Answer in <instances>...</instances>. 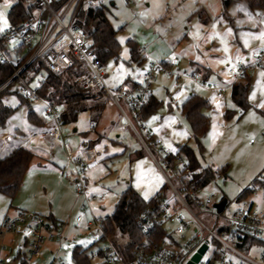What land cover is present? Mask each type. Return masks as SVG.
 I'll return each mask as SVG.
<instances>
[{
	"label": "rangeland",
	"instance_id": "374dc122",
	"mask_svg": "<svg viewBox=\"0 0 264 264\" xmlns=\"http://www.w3.org/2000/svg\"><path fill=\"white\" fill-rule=\"evenodd\" d=\"M104 3L111 24L118 30L117 38L121 44L118 59L110 58L105 62L106 82L112 89L119 87L128 78L142 80V66L139 61L132 58L129 40H133L138 48L148 47L152 58L162 60L173 56L179 57V67L185 73H196V70H199L201 74L207 75L210 72L206 66H210L223 74L222 82L225 83L232 81L227 70L230 63L220 61L228 58L232 61L240 55L248 56L253 50L264 48V39H261V34L264 33V8L252 9L246 0H231L229 6H225L224 0H104ZM11 9L10 5H5L0 0V12L4 13L3 19L7 21L8 27L11 25L9 18ZM2 26L0 21V27ZM85 28L90 31V27L85 26ZM74 72L80 71L75 68ZM262 72L264 67H255L249 71L253 79L248 96L250 104L248 108L234 102L231 88L226 91V96L221 101L215 102L214 91L204 89L186 77L177 82L175 78L159 73L152 82V89L155 98L161 104L149 116L147 124L162 134L167 148H169L168 144L172 145L175 151L170 149L171 151L177 152L178 145L187 143L196 150L203 166H211L214 170L223 172V177L226 178L218 179L217 184L210 183L205 189L206 193H215L216 200L224 197L231 201L252 185L254 188L249 198L258 207L264 209V183L257 180L264 170V108L258 106L264 103V77L260 75ZM66 75L67 73L62 76ZM216 78L212 76V80ZM181 92L183 96L177 100L176 96ZM193 92L210 103V106L204 109L210 117V127L207 134L200 138L204 148L202 151L198 149L192 127L180 108L185 97ZM253 92L256 93L255 100L251 98ZM172 99L174 102L171 103L173 105L171 109ZM5 100L14 109L9 119L10 123L25 131L28 128L32 129L27 116L29 103L14 93L7 95ZM87 102L91 105L99 102L100 110L98 112L95 108H89L79 115L76 122L64 126L65 135L69 139V148L74 151V145L79 144V139H82L79 132L89 131L90 136L94 135L95 126L98 132L104 130L107 132L110 144H115L114 141L120 139L130 147L125 155L103 157L106 148L104 144H100L98 147L101 155L86 171L90 189H96L104 198L101 204L103 207H99L100 204L96 203L92 208L104 218L111 214L115 203L128 185L140 189L146 188L151 180L147 174L152 170L149 159L132 160L134 155L130 156V151L141 150L142 146L131 130L119 131L115 128L119 111L109 102L108 95L102 94ZM30 105L43 116L40 102L33 101ZM97 112L100 114L99 122L95 124L93 119ZM153 117L159 119L153 121ZM75 128L78 131H75ZM97 136L102 135L97 133L94 138H98ZM48 144L51 146L50 143ZM51 148L54 158H57L56 163L62 168L66 165L67 159L64 147L58 145ZM65 168V171L69 170L68 165ZM67 176L65 172L64 179L59 176L53 178L47 188L51 202L56 203L55 206L60 203L59 205L67 211V214L61 217L62 221H59V224H65L62 245L60 247L55 238L46 240L39 258H35L33 264H59L56 259L57 254L63 257L66 264H77L73 256L76 246L98 250L106 244V241L101 239L100 233L93 228H87L84 222L81 227L75 226L77 214L82 213L84 216L86 214L81 206L80 208L72 206L70 192L62 190V182L64 183L65 180L76 190L74 181ZM158 181L162 183L164 178ZM173 181L176 183L175 177ZM164 192L167 196L171 195V192ZM80 203L82 205V201ZM182 211L185 212L183 208ZM38 214L45 216L43 212ZM204 218L211 224V218ZM31 232V226L28 224L15 225L5 240L8 248L4 251L1 264H22L18 251L23 247L25 237L29 238ZM108 236L116 245L118 244V249L119 244L127 241V236L120 232ZM81 241L84 243H80ZM212 248L213 244L208 255ZM119 251L122 253L120 249ZM263 251L264 246H258V252ZM91 263L121 264L119 261L101 263L99 257H93Z\"/></svg>",
	"mask_w": 264,
	"mask_h": 264
},
{
	"label": "built area",
	"instance_id": "2783aa9c",
	"mask_svg": "<svg viewBox=\"0 0 264 264\" xmlns=\"http://www.w3.org/2000/svg\"><path fill=\"white\" fill-rule=\"evenodd\" d=\"M1 1L12 8L22 5L28 15L0 33V63L10 66L13 71L0 85V90L13 88L28 102L44 105L46 128L32 136L54 138L64 147L72 169L68 176L74 181L77 194L83 198L81 207L86 214H77L75 226L81 227L84 222L87 228L99 232L106 241L98 250L87 249L85 255L91 258L101 255L107 263L187 264L207 243L208 248L197 264H208L215 252L218 253L216 264H264V251L258 252V246H264V209L258 207L249 195L243 198L239 195L230 201L224 197L216 200L215 193H206L210 183L217 184L218 179L226 178L223 172L214 170V179L206 186L199 185L188 159L167 148L164 138L146 123L141 111L153 96L152 82L159 73L175 78L177 82L186 77L200 87L214 91L217 98H223L234 82L245 80L253 68L264 67V48L253 50L248 56L240 55L228 64L227 70L233 82L224 84L205 79L195 72L185 73L179 67L177 56L162 60L152 58L148 47L144 46L138 49L142 81L135 89L125 84L112 89L106 82V66L97 51L95 39L78 20L81 7L97 8L104 4V0H57L58 3L55 0ZM34 63H41L42 67L33 70ZM75 68L80 72H74ZM70 72L86 92L96 97L108 95L119 111L116 129L131 130L163 176L164 191L171 192L170 196L164 191L159 194L138 218L139 227L147 238L134 249L132 262L126 261L117 245L106 235L103 217L92 208L94 203L103 201L102 196L88 190L85 176L96 159L97 151L86 144L74 151L69 148L64 132L63 107L52 98L54 85L49 74L62 76ZM172 155L174 159H171ZM257 180L264 182V170ZM253 188L252 185L248 187L251 191ZM223 201L225 205L219 210L216 204ZM204 217L211 218V224ZM16 224H28L32 230L21 253L25 264H33L46 240L61 239L64 235V223L55 226L41 214L18 210L14 216L6 217L2 224L0 251L7 250L6 236ZM158 226L163 227L166 234L155 239L152 235ZM249 239L250 252L241 248ZM211 244L213 248L208 255ZM56 259L59 264H66L59 254ZM2 261L0 253V264Z\"/></svg>",
	"mask_w": 264,
	"mask_h": 264
},
{
	"label": "trees",
	"instance_id": "16d2710c",
	"mask_svg": "<svg viewBox=\"0 0 264 264\" xmlns=\"http://www.w3.org/2000/svg\"><path fill=\"white\" fill-rule=\"evenodd\" d=\"M246 1L253 9L264 8V0ZM58 2L59 1H56V3ZM230 2L231 0H224L225 6H229ZM27 15L28 12L25 11L22 5H19L11 9L9 18L11 23L15 24ZM78 16L79 23L90 27V34L95 39L97 51L103 62L105 63L110 58L118 59L121 49V44L117 38L118 30L115 29L110 22L105 3L97 8L81 7L78 11ZM129 43L132 58L141 62L138 53L139 48L135 45L133 40H129ZM41 67V63H34L32 65L33 70H38ZM12 72L13 71L10 66L0 63V85L11 76ZM49 76L54 85L52 98L63 107V118L65 124L76 122L79 115L84 111H87L89 108H95L99 112L101 104L99 102H96L93 105L88 104V100L93 98L96 99V97L90 92H86L80 84L74 80L71 72L65 77L54 76L53 74H49ZM207 77L208 75H205L203 78L207 79ZM250 86L251 85L249 83L243 84L241 82L233 85L232 98L236 104L243 106L244 108L250 107L248 102ZM11 93L19 94V92L13 88H3L0 90V126H4L14 112V109L5 102L6 96ZM24 100L27 101L26 99ZM160 104L161 102L152 96L150 101L142 107L141 111L143 118H148L157 110ZM209 106V101L196 93L191 94L182 104V112L185 114L192 127L194 137L198 143V149L200 151L204 149L200 143V138L207 134L210 127V117L204 112V109ZM98 112L93 119L94 121H97L98 116L100 115ZM28 116L30 119L35 116L32 109L29 110ZM86 144L93 147L94 141L90 140ZM176 154H182L188 159L189 166L195 172V179L199 185L206 186L214 179V168L211 166H203L197 157L196 151L189 144L184 143L180 145ZM140 156L141 154L139 153L135 157ZM32 158L33 152L23 146L13 148L6 155L0 156L1 192L7 194L11 198H14L17 195ZM171 159H174V155L171 156ZM165 187L166 184H164L152 198L145 200L130 184L122 192L118 201L115 203L111 214H108L103 218L106 235L120 232L122 235L127 236V241L121 245L119 244V249L127 262H132L134 260V249L145 238H147V235L144 234L139 227L138 218L146 206L149 203H152L159 194L163 193ZM250 193L251 190L246 188L241 192L240 197H247ZM47 218L55 226H58L57 220L54 219L52 215L47 216ZM165 234L166 232L163 227L158 226L152 237L160 239L164 237ZM101 239H104V237L101 236ZM250 247V239L249 242L241 245V248L248 252L251 251ZM86 250L87 248L84 249L80 246L75 247L73 256L77 264H92V258L85 255ZM217 258L218 253L215 252L210 258L208 264H216ZM22 264H25L23 260Z\"/></svg>",
	"mask_w": 264,
	"mask_h": 264
},
{
	"label": "crops",
	"instance_id": "0c3cea01",
	"mask_svg": "<svg viewBox=\"0 0 264 264\" xmlns=\"http://www.w3.org/2000/svg\"><path fill=\"white\" fill-rule=\"evenodd\" d=\"M248 6H249V4H248ZM233 61L234 60L230 61V63H232ZM139 64L142 66L141 62H139ZM206 67L208 68V71L210 72L209 74H207L208 75L207 79L212 80V76H216L217 77L216 81L222 82V79L224 78V76L221 72L215 71L210 66H206ZM196 73L202 75L203 77L205 76V74H201V72L199 70H196ZM252 79H253V77H251L248 74V77L245 80L234 82L228 89L231 88V93H232V88H233V85L235 83H239V82L243 83L244 82V83H249L251 85ZM141 81L142 80H135L132 78H128V79H126V81H124L120 85L125 84V85L131 87L132 89H135ZM231 82H233V80L230 81L229 83H225V82H222V83L230 84ZM193 83H195V82H193ZM193 93L188 94L186 96V98L182 101L181 106H180L181 110H182V104L184 103V101ZM14 94H17V93H14ZM225 96H226V93H225ZM153 97L155 98L154 90H153ZM223 98H221V99H223ZM221 99H219L215 96V102H219V101H221ZM5 102H6V100H5ZM109 102H110V100H109ZM172 102H174V99H172V101L170 102V108L171 109L173 107V105H171ZM28 103H29L28 104L29 110L32 109L34 111V114H35V116L32 117V119H30L29 116L27 115L29 123L32 126L31 127L32 129L28 128L25 131V130H22L18 126L12 125L9 121V119L11 117L7 120V122L4 126H0V156L6 155L10 150H12L13 148L19 147V146L27 147L28 149H30L33 152V158L31 160L29 168L27 169V171L24 175L23 183H22L17 195L14 198H11L7 194L0 191V229H1L2 224H3L4 220L6 219V217L14 216L18 210H30V211H33L36 213H38V212L42 213L43 212V214H45V216L52 215V217L57 220L58 226L60 225L59 221H62L61 217L65 214H67L66 213L67 211L59 205L60 203L57 202L58 205L55 206L56 203L54 204L53 202H51L50 194L48 193L47 188H48V186L51 185L53 178H56L59 176V177H61V179H64L65 178L64 173L66 172V175H68V173H71L72 169H71V167H69L66 158H65L66 159V161H65L66 165H64L62 168H59L58 164L55 161V160H57V158L56 159L54 158L55 155L52 154V151H51L52 148L51 147H55L58 145L62 146L58 140H56L54 138H50V137H45V136H39V137H33L32 136L34 133L42 132L46 128L45 123H44V105L42 103H40V107L43 111V116H41L38 114V112L36 110L33 109L32 105H30V102H28ZM28 113H29V111H28ZM148 119H149V117L145 119L146 123H147ZM98 122H99V118L94 123L98 124ZM94 128H95L94 129L95 133L92 136H90L89 131L79 132L82 135V139H79V142H78L79 144L74 145L73 148L76 149L80 145L86 144L90 140L94 141L93 147L97 151V156H96L95 161L101 155V150L98 147V146H100V144H102V145L104 144L105 148H106V150H105L106 153L103 155V157H110V156L113 157V156L125 155L128 152V150L130 149V147H128L126 144H124L120 139H117V141H114L115 144H110V140L108 141V139H107V132L105 130L103 132H100V131L98 132L97 127L95 126ZM75 131H78V129L75 128ZM97 133L101 134L102 136L101 137L97 136L98 138H94ZM158 133L161 134L159 131H158ZM71 136L72 135H70V137ZM161 136H162V134H161ZM47 141H48V143L51 144V146L47 143ZM68 141H69V139H68ZM77 141H78V139H77ZM252 141L253 140L251 139V142ZM164 142H165V140H164ZM179 146L180 145H178V147ZM142 149L136 150V151H133V150L130 151V156L134 155V157H133L134 159H132L134 161L139 160V159H142V160L143 159H149L150 160L149 166L151 167L152 172H150V173L148 172L147 175H148V177H150L149 179H151V180H150V182H148V185L144 189L143 188L140 189L138 187H134V188L141 194V196L145 200H149L163 187V185L165 183H164V181L162 183H159L158 179H160V178L163 179V176L157 170L152 158L147 154V152L145 151V149L143 147H142ZM139 153L141 154V156L135 157ZM103 157L101 156V158H103ZM67 165H68L69 170L65 171V169H66L65 167ZM88 169H90V167ZM85 176H86V182H87L88 189L92 193L100 195L96 191V189L95 190L90 189V187H89L90 183L88 180L89 177L86 174H85ZM67 178L70 179L69 176H67ZM72 186H69L67 184L66 180L64 181V183L62 182V190H66V192L67 191L70 192V197H71L70 202H71L72 206H78V208H80V206H81L80 202L83 201V198L77 194V191L75 190L74 186H73V192H71ZM43 189H44V191H43ZM74 190L76 191V193H74L75 192ZM145 192L148 193L147 198H145V196H144ZM103 202H104V198H103V201L101 203H99L100 205H98V206L101 207L102 206L101 204ZM94 204H96V203H94ZM94 212L96 214L102 216L98 212H96V211H94ZM30 237H31V234H30ZM30 237L29 238L27 236L25 237V240L23 242V247H21L18 251V256L20 258H21V253L23 252L24 248L26 247V245L28 244V242L30 240ZM63 237H64V235H63ZM6 238H7V236H6ZM55 239L58 240L59 246L61 247L62 238L61 239L55 238ZM1 241L2 240L0 239V243H1ZM10 241H12V239H10ZM4 251L5 250L0 251L2 258H3V254L5 253ZM97 257L100 258L101 263L105 262L104 258L101 255L97 256ZM37 258H39V257H37Z\"/></svg>",
	"mask_w": 264,
	"mask_h": 264
},
{
	"label": "snow or ice",
	"instance_id": "6c2138e0",
	"mask_svg": "<svg viewBox=\"0 0 264 264\" xmlns=\"http://www.w3.org/2000/svg\"><path fill=\"white\" fill-rule=\"evenodd\" d=\"M3 17H4V13H3V12H0V21H2V24H3V26L0 27V32H2V31L4 30V28L8 27V23H7L6 20L3 19ZM261 39H264V33L261 34ZM121 42H123V40H121ZM245 43L247 44V41H245ZM225 51H227V48H225ZM126 55H127V50L125 51V56H126ZM230 59H231V58H228V59H226V60H222V61H220V62H221V63H230ZM232 66L235 67V65H232ZM121 68H123V65H121ZM260 75H261V77H264V72H262ZM181 96H183V93H182V92L179 93V94L176 96V99L179 100ZM185 98H186V97H185ZM251 98H252L253 100L256 99V93H255V92H253ZM217 106L219 107V105H217ZM258 106L264 108V103H260ZM157 119H159V117H153V118H152L153 121H155V120H157ZM168 147H169V149L175 151V149L172 148V145H171V144H168ZM144 196H145V198H147V197H148V193L145 192V193H144ZM80 243H84V242L81 241ZM66 247H67V245H66Z\"/></svg>",
	"mask_w": 264,
	"mask_h": 264
},
{
	"label": "water",
	"instance_id": "95a60500",
	"mask_svg": "<svg viewBox=\"0 0 264 264\" xmlns=\"http://www.w3.org/2000/svg\"><path fill=\"white\" fill-rule=\"evenodd\" d=\"M225 205V202H219L216 204L219 210H222ZM208 248V244L204 243L202 247L199 249V251L193 256L192 260L188 261L187 264H197V262L200 261L202 255L205 253V251Z\"/></svg>",
	"mask_w": 264,
	"mask_h": 264
}]
</instances>
